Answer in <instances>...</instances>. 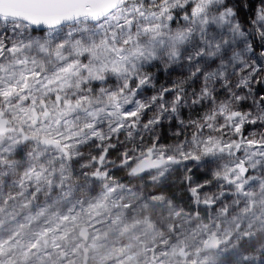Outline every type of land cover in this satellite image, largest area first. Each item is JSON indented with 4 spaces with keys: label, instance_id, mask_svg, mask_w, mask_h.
Instances as JSON below:
<instances>
[{
    "label": "rangeland",
    "instance_id": "374dc122",
    "mask_svg": "<svg viewBox=\"0 0 264 264\" xmlns=\"http://www.w3.org/2000/svg\"><path fill=\"white\" fill-rule=\"evenodd\" d=\"M182 1L122 0L97 23L47 31L0 20V112L75 156L37 147L19 159L18 138H0V264H264V104L252 99L264 41L237 40L222 0H199L172 32L159 12ZM254 15L264 39V6ZM207 48L214 98L171 119L174 94L149 82L147 54L181 70ZM202 70L194 88L208 85ZM149 151L166 170L121 181ZM100 169L109 182L89 178Z\"/></svg>",
    "mask_w": 264,
    "mask_h": 264
},
{
    "label": "trees",
    "instance_id": "16d2710c",
    "mask_svg": "<svg viewBox=\"0 0 264 264\" xmlns=\"http://www.w3.org/2000/svg\"><path fill=\"white\" fill-rule=\"evenodd\" d=\"M199 0H183L178 5L173 7L165 6L164 9H160L158 19L160 22L168 21V28L172 30V32H178V30L190 26L193 22V13L197 7V3ZM231 2V7L233 13L237 19L236 31H234L235 38L243 41L245 43L250 44L252 47H262V42L264 39L257 38L253 35L252 30L255 27L254 22V14L255 9L258 3L264 6V0H222V3ZM164 15V16H163ZM208 29H206V32ZM188 38L190 39L192 36L191 32H188ZM208 48L203 50L200 56L197 59L192 60V66L182 62L181 70L187 69V74H181L183 78V82L181 84L174 83V78L181 70L178 69L179 65L169 64L166 62H160L156 59V52L152 50L149 54H147V64H145V70H147L149 82L157 81L159 85H163L162 89H164L165 94L170 92V94H174L173 105L170 109L169 114L172 116L171 119L178 118L179 116H202V105L207 102L208 99L214 98V85L216 79L219 81V78L216 77L218 71H216L213 66H210V62L208 61ZM206 51V52H205ZM205 52V53H204ZM259 61L258 63L264 65V47L259 51ZM211 57V56H210ZM145 61V59H144ZM202 67V68H201ZM201 68V69H200ZM205 69L206 72L211 73L208 77L207 86L203 83L199 86L200 88H194L193 84L195 82H200L199 76L202 73V69ZM178 69V70H177ZM169 85L166 88V85ZM170 90V91H169ZM248 93H251V90H248ZM254 97L252 98L254 101H258L264 104V77L257 78L255 92L253 93ZM7 119V118H6ZM6 119H4V114L0 112V138H15L17 137V158H22V155H29L30 152L37 147L52 149L59 154H62L63 157L67 158L68 152L71 157L70 151H67L65 148L60 147L55 143H44L35 135H31L25 132L24 129H20L17 125L9 124ZM170 127V126H169ZM138 132V131H137ZM238 150V148H237ZM122 150L117 151L115 147L107 149L106 151H97L94 147H91L89 155H101L102 161L114 162V163H124L128 162L126 157L127 151H123L121 157H119V153ZM148 156L142 158L139 162L132 161L131 163H126L129 165L128 173L125 177H119L123 182L136 181V178H144L147 174L157 170H166V160L164 158L154 160V156L152 151L148 152ZM75 156L71 157L74 159ZM92 163H98V159L94 157L92 159ZM162 164V165H158ZM158 165V166H155ZM104 168V167H103ZM106 171L100 169L96 172V174H92L89 178L93 180H99L101 182H109V173H105ZM71 175H73L71 173ZM88 179V177H87ZM188 196L193 199V205L196 206V199L188 193Z\"/></svg>",
    "mask_w": 264,
    "mask_h": 264
},
{
    "label": "water",
    "instance_id": "95a60500",
    "mask_svg": "<svg viewBox=\"0 0 264 264\" xmlns=\"http://www.w3.org/2000/svg\"><path fill=\"white\" fill-rule=\"evenodd\" d=\"M122 0H0V20L19 22L37 31L54 30L79 21L97 23L121 6ZM240 177L249 169L242 164Z\"/></svg>",
    "mask_w": 264,
    "mask_h": 264
}]
</instances>
